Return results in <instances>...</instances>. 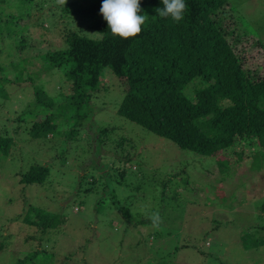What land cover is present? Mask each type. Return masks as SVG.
I'll list each match as a JSON object with an SVG mask.
<instances>
[{
  "label": "rangeland",
  "instance_id": "rangeland-1",
  "mask_svg": "<svg viewBox=\"0 0 264 264\" xmlns=\"http://www.w3.org/2000/svg\"><path fill=\"white\" fill-rule=\"evenodd\" d=\"M226 1L235 29L264 46V0ZM28 5L3 4L19 17L21 35L0 19V53L11 82L3 87L7 98L0 94V131L13 140L9 154H0V264H264V150L241 142L218 162L180 149L118 115L123 87L109 70L80 111L85 116L62 122L69 91L60 72L43 70L42 55L62 44L67 20L55 0ZM224 24L233 29L230 20ZM80 33L99 36L84 26ZM245 36L244 66L264 76V48ZM202 85L191 81L185 92ZM35 86L54 99L57 121L52 136L40 141L25 130L28 119L19 120L36 107ZM35 165L49 169L45 182L21 184ZM31 208L62 222L45 231L28 226ZM156 211L163 217L158 230L148 218Z\"/></svg>",
  "mask_w": 264,
  "mask_h": 264
},
{
  "label": "trees",
  "instance_id": "trees-1",
  "mask_svg": "<svg viewBox=\"0 0 264 264\" xmlns=\"http://www.w3.org/2000/svg\"><path fill=\"white\" fill-rule=\"evenodd\" d=\"M18 1L24 10L34 0ZM101 3L102 0H67L64 7L59 6L67 20V24L61 22L62 44L42 55L43 70L60 72L69 91L64 97L67 104L62 122L69 121L66 115H76L79 120L85 116V111H80L99 88L105 70H109L107 73L123 87L118 115L180 149L218 162L220 156L229 160V152L241 142L264 150V107L260 105L264 103V76L254 72V77L252 71L246 70L240 57L246 41L243 36L253 37L235 29L237 18L226 0H185L187 10L179 23L156 14L155 10L163 7L162 0H140L141 14L147 15V20L141 33L129 39L111 34L99 13ZM3 4L4 0H0V19L7 18L6 30L21 35L23 30L15 28L19 17L7 14ZM224 20L232 22L231 31ZM69 22L77 28H69ZM82 26L99 36L81 34ZM18 39L21 47L25 45L19 36ZM254 41L264 48L258 39ZM3 62L6 64L0 53V94L5 92L4 84L11 83ZM27 80H31L30 76ZM191 81L203 85L187 94L185 89ZM33 95L36 107L31 108L32 112L24 110L19 120L25 116V130L32 140L40 141L55 132L57 121L51 115L55 102L40 87L33 88ZM29 107L30 104L25 109ZM40 116L42 120L36 121ZM12 142L3 128L2 156L9 154ZM235 160L240 161L237 157ZM48 174L46 166L35 165L19 177V182L42 184ZM61 222L60 215L43 214L33 208L24 218L25 224L43 231L55 229ZM27 260L31 259L18 264Z\"/></svg>",
  "mask_w": 264,
  "mask_h": 264
},
{
  "label": "clouds",
  "instance_id": "clouds-1",
  "mask_svg": "<svg viewBox=\"0 0 264 264\" xmlns=\"http://www.w3.org/2000/svg\"><path fill=\"white\" fill-rule=\"evenodd\" d=\"M66 2L67 0H55V4L60 7H64ZM162 5L163 7L155 10L159 17H170L176 23L184 19L187 10L185 0H162ZM141 12L140 0H102L99 9L108 30L113 36L121 39L134 38L141 33L142 26L147 20V15ZM148 218L154 230H158L163 224V217L159 211L151 213Z\"/></svg>",
  "mask_w": 264,
  "mask_h": 264
}]
</instances>
